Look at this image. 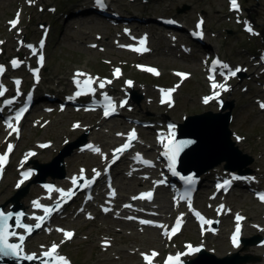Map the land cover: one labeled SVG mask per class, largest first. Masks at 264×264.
Listing matches in <instances>:
<instances>
[{
  "label": "rangeland",
  "instance_id": "obj_1",
  "mask_svg": "<svg viewBox=\"0 0 264 264\" xmlns=\"http://www.w3.org/2000/svg\"><path fill=\"white\" fill-rule=\"evenodd\" d=\"M240 1L245 9V12L243 10V18L252 20L260 37L242 34V25H238L235 20L229 17L227 0H113L112 5L119 11L135 14L149 20L146 24L149 25L146 30L150 31L153 51L151 55L143 56L140 63H151L160 68L163 74L162 80L165 82L163 85H171L176 80L173 77L175 70H189L194 74L191 80L180 87L175 101L177 106L174 109H167L160 104L157 90L154 87L155 82L160 84L159 80L143 75L140 67L132 64L134 56L116 47L114 41L119 42V36L122 35L120 31L113 29L107 23L92 19L93 14L91 13L74 16L77 9L90 5L92 0H31V2L30 0H15L9 4L8 9L0 8V40H6L4 57L9 59L13 54L19 53L16 48L17 37L15 33L8 32L7 22L18 13L20 8H22L20 33L25 41H37L42 32L40 26L49 22L53 24V21L56 20L59 25L52 31V42L48 50L49 62L44 72V80L39 87L42 92H69L71 89L70 78L76 69H85L89 73L96 72L110 77L112 66H122L125 69V78H134V88L139 95L144 96L140 106L135 104L134 114L143 118L159 120H162L161 116L168 115L177 122L185 123L184 117L188 119L206 111L218 112L219 110L217 105L203 107L200 103L201 96L207 92L202 65L199 60V57L202 56L199 54L200 52L194 50L193 55L185 58L179 49L170 48L171 37L162 33V29L158 28L160 26L157 24V18L160 16L177 17L184 26L193 28L196 19L204 17L209 37L208 46L227 59L242 65L243 62H249L248 60L252 57L247 53L251 51L254 53L257 49L260 53L261 49L264 48V0ZM29 3H33L36 7L28 8L27 4ZM1 4L2 0H0V6ZM52 9H57V13L48 12ZM67 13L69 14L68 18L65 16ZM89 22H93L94 25H89ZM151 27L154 29L150 30ZM184 38H180V41L184 42ZM91 43H97L99 47L93 49L89 47ZM105 62H111L112 65L110 66ZM253 63L252 70L263 68L259 60ZM247 68L248 66H243L242 69L248 72ZM248 76L249 74L241 80L232 82L226 94L227 101L234 102L232 110L234 121L231 123L233 136L231 139L243 153L253 157V163L249 167L259 176L260 186L264 188V112L259 109L255 102L256 98L262 97L264 94L256 82L249 84L250 90L246 93L242 92V88L249 81ZM115 87L119 89L117 83ZM44 117L50 118L51 122L44 128L35 127L34 123L37 118L45 119ZM80 118H84L83 114H75L70 109L63 114L57 112L46 115L37 112L25 124L24 140L21 144L23 148H27L33 146L36 140H53L54 147L36 159L39 164L48 165L61 149L65 150L63 142L66 138L74 141L88 132L83 130L73 132L71 130L72 121ZM84 123L95 125L93 130H89L88 139H97L106 148H111L116 141H121L119 139L121 131L124 133L123 137H126L127 128L119 121L100 123L97 118H94L92 121L85 120ZM143 132L145 135L148 134ZM31 133L32 137L29 138ZM1 140L2 137L0 136V144ZM31 140L32 142L29 143ZM79 157L80 155L75 154L74 150L73 158H67L66 164L68 160L70 162L76 161V164L73 168L66 165V176H69L71 172L78 171V160H81ZM89 160L96 159L87 158L80 162L87 164ZM224 165L225 162H222L218 171L225 170ZM208 175L209 173L206 176ZM11 178L12 170H9L2 190L1 204L6 203L16 194L13 189L15 180H11ZM48 180L53 179L48 177ZM134 181L136 184V180ZM137 191V189L133 190L132 194ZM204 191L206 192L207 189ZM42 198L43 191L41 188L38 184L31 183L28 195L24 197L23 202L30 206L33 200ZM207 201L208 198H205L199 205L205 207ZM228 202L236 211H241L249 217L245 238H255L258 234H262L264 237V233L256 228L264 223L261 217L262 210L250 195L239 189L237 195L230 197ZM165 204L170 205V202L167 201ZM169 214L167 213L166 216ZM227 222L228 219L223 221L222 228ZM61 226L77 230L75 240L63 248V253L73 261V264H141L139 253L142 251L155 248L168 251L178 247L183 241L199 242L198 232L191 224L187 226L176 244L171 246L162 242L159 232L155 229L149 233L152 235L150 236L147 234L148 230L152 228L141 229L136 225L129 224L126 226L112 217L98 216L92 222L86 221L83 216L70 217ZM21 232L27 233L26 230H21ZM59 238L58 235L53 237L35 236L24 244V248L28 254L38 253L41 251L40 245L50 244ZM103 241L112 242V246L109 248L102 246L101 242ZM248 248L250 249L249 254L244 251L245 255L242 256L250 255L252 257L251 262L254 263L249 262L247 264H264V260L261 258L264 256V248L261 249L258 246H248ZM206 250L215 253L218 258H224L234 252L230 249L227 234L223 229L218 236L208 238Z\"/></svg>",
  "mask_w": 264,
  "mask_h": 264
},
{
  "label": "snow or ice",
  "instance_id": "obj_2",
  "mask_svg": "<svg viewBox=\"0 0 264 264\" xmlns=\"http://www.w3.org/2000/svg\"><path fill=\"white\" fill-rule=\"evenodd\" d=\"M30 2H31V0H30ZM97 3L101 4V6H103L102 5V0H97ZM230 4H231V8L233 10H237V11L239 10V5L237 3V0H230ZM18 22H19V13H17L16 19L11 21L10 24H11V26L13 28H15ZM248 31L251 32V28H248ZM143 43H144V41H141V44H143ZM29 47H32V46H29ZM40 47L41 48L43 47V42H41ZM32 50H33V53L36 52L35 48H33ZM134 50L135 51H147L148 49L147 48H143V49L137 48V49H134ZM39 60H40V63L42 64L43 60H44V57L41 55L39 57ZM19 65H20L19 61H17V60H13L12 61V66L14 68L15 67H19ZM216 65H220V61L219 60L214 62L213 68L211 69L213 72L216 71ZM221 66L223 68H226V69L228 68L227 65H221ZM148 70L154 72L157 75L159 74L155 69H148ZM4 71H5L4 67L0 66V75H2ZM238 71H240V69H236L234 71L233 70H229V74L234 76V75H236V72H238ZM38 72H39V69L34 70V73L37 74L36 75L37 82L39 80ZM117 72H119V70H117ZM84 75H86V74L79 73V72L76 73V77L84 76ZM177 75L183 77L186 74L177 73ZM209 78L214 80V77L210 76ZM74 82H75V84L77 86V89H78L77 92L75 93V96H80V95L89 94V93H92V94L95 93V89L92 87L93 83L95 82L94 78L89 76V77H87V79H85L83 81H81L80 79H75ZM19 83H20V81L17 80L16 84L19 85ZM107 83H111V81H107ZM128 83L131 84L130 81ZM104 86H105L104 82H101L100 85H99V87H101V88H103ZM212 87H213V89L221 88V89L227 90L225 88V85L217 84L215 82L212 84ZM5 91H6V89H3V85H0V97H2L4 95ZM17 91H18V89H17ZM174 91H175V88L169 89V90L162 89L161 92H162L163 96L166 99H163L161 102L164 103V102L170 101L171 100V94ZM218 96H219V92H215L214 96L205 97L204 98V103L207 104L211 99H213L214 97H218ZM29 99H30V97H29ZM105 100L107 101V104L105 105L104 115L107 117V116H109L110 114H112L115 111V105L113 104L111 99L109 97H107L106 94H105ZM4 103L7 104V105H10V104L13 103V101L12 100H6V101H4ZM121 106H123V102H122ZM261 107L264 108V104H261ZM26 110H27L26 108L25 109H21L16 114L15 119H16L17 122L20 120V118L23 116V114H24V112ZM8 127L9 128H13V125H12L10 120L8 122ZM76 127H79V125H76ZM169 127H170V130H171V129H174L175 126L174 125H170ZM13 131L17 132V134L19 132L18 128H13ZM174 137H175V133L173 131L171 133V137L169 138L168 144L164 145L166 150L163 153V155L165 157H167L169 162H170L169 163V169L172 171V174L173 175H178V173L175 170L176 158L179 155V152L184 147H186L189 144H191L192 141H175ZM134 139H136L135 130H133L129 134V137H128L129 143H125L120 149H117L116 152L122 153L124 150H127L130 147V142L132 140H134ZM161 142H163V140ZM41 147H47V145H42ZM12 150H13V146L9 145L8 149H7V153H11ZM93 150L96 151V152L100 151L98 148H94ZM28 155H35V153H29ZM6 162H7V154L0 155V173L3 172V168H4V165L6 164ZM145 163H149V162L145 161ZM30 175H31L30 172L22 173V176L24 177V179L29 178ZM96 175L98 176L99 173H96ZM181 178L185 179L183 177H181ZM23 182H24V180L22 179L19 183H23ZM93 182L94 181H92V180H88L86 182V184L84 185V187H90ZM72 183H73V185H77L78 184L77 179L73 178ZM186 183L187 184H193L194 181H193V179L191 177H188V178H186ZM229 184H230V181H225L224 184L218 185V188L225 187V186H227ZM17 186H19V184ZM46 187H48L50 191L52 190L51 186H46ZM57 191L61 192L62 198H70L72 195L75 194L74 191H69V192H64L63 190H57ZM112 195H115L114 191H113ZM189 196H190V193L189 192H185V193H183L181 195L180 198L181 199H188ZM139 198L151 199L152 198V193L149 192V193L141 194V197H139ZM259 198L261 199L262 202H264V194H260ZM188 202H189V206H190V200ZM34 204H35V207H37V208H43V210H44V212L46 214L45 216L35 217V219L40 221V222H43L46 219L47 216H50L53 211L58 210L59 207L61 206L60 202L57 203L56 209H49L47 207H44L43 205H40L39 202H34ZM107 210L108 209H105V211H107ZM22 215L23 214L21 213V214L16 216V227L17 228H24L30 234L34 230L33 226H29L27 224L21 223V216ZM196 215L201 219L202 226L205 223H208V224L212 223L211 221H207L203 217H201L199 213H196ZM12 218L13 217H12L11 213L5 214L4 212L0 211V258L11 256V257H14V258H17V259H22V260H27V261H33V260H36V259H40L41 260V264H69V262L67 261V259L65 257L59 256L57 254L59 246L55 245V244L52 245L50 250L44 252L41 257H37L35 254H32V255L23 254L21 245L23 243V240L25 239L24 236H19L20 243H10L9 242V238L10 237L17 236V233L15 231H10L12 226L9 224V221ZM129 219H132V217H129ZM243 219H244L243 217H241V216H239L237 214V216H236V220L238 222L237 223V228H236L235 234L232 237V242H233L234 246H237V247L239 246V234H240V231H241L240 226H239V221H241ZM141 223L142 224H150L152 222L151 221H147V220H142ZM34 227L35 228H40V227H42V223H36ZM160 227H163V226L161 225ZM179 228H180V220L178 219L175 227L171 230V233L167 232V230H166L165 231V235H168L169 238H170L171 235H174L178 231ZM60 231L63 232L62 229ZM64 235H65V237L67 239H71L74 234L72 232H64ZM187 248L189 249V253H195V252H198L200 250L199 248H194L191 245H187ZM189 253L177 254L176 256H169L167 258L166 264H182L181 256L185 255V254H189ZM156 255H158V254L155 253V252H153L151 255L145 254L144 255V259L147 262V264H152V261H153V259H154V257Z\"/></svg>",
  "mask_w": 264,
  "mask_h": 264
},
{
  "label": "water",
  "instance_id": "obj_3",
  "mask_svg": "<svg viewBox=\"0 0 264 264\" xmlns=\"http://www.w3.org/2000/svg\"><path fill=\"white\" fill-rule=\"evenodd\" d=\"M227 109H230V111L225 114H216L210 111L199 116H191L185 124L180 126L179 138L176 141H192L191 144L184 147L179 152V155L176 158L175 165L181 174L193 172L201 174L202 172L207 171L210 167L221 164L224 160L229 162L226 167L230 170H238L239 172L244 173L251 172L245 168L252 164L254 159L247 154H243V152L239 150L232 141V133L229 128L232 106L228 105ZM213 136H216L215 142H212L211 140V137ZM82 143L83 142L80 141L69 147H78ZM51 166H57L62 172L61 177H64L62 168L63 156H59V158H57L52 164L47 166L39 164L37 166V170L40 172L37 178L39 182H45V177L42 176L44 168ZM27 192L28 188L24 189L21 194L15 196L5 205L0 206V211L5 213L8 204H13V209L10 212L13 217L9 221V224L12 226L10 231H15L17 233L18 228L16 227V216L21 213L23 214L21 216V223L25 224V211L21 200L27 195ZM15 237H19V234L17 233V236ZM11 238L12 237L9 238V242L16 243L10 241ZM24 241L25 239L23 240V243ZM18 243H20V241ZM245 243L248 244L247 241H245ZM255 243L257 244L258 241H255ZM22 253L24 254L23 250ZM250 260V257H243L239 254L217 258L206 252H202L201 255L189 264H247ZM35 262L41 263V260L36 259L33 261H27L11 256L0 258V264H35Z\"/></svg>",
  "mask_w": 264,
  "mask_h": 264
},
{
  "label": "bare ground",
  "instance_id": "obj_4",
  "mask_svg": "<svg viewBox=\"0 0 264 264\" xmlns=\"http://www.w3.org/2000/svg\"><path fill=\"white\" fill-rule=\"evenodd\" d=\"M15 0H2V4H1V6H0V8H2V9H8L9 8V4L11 3V2H14ZM89 25H94V23L93 22H89L88 23ZM208 124V123H207ZM206 125V124H205ZM207 126V125H206ZM32 137V133L30 134V137L29 138H31ZM215 139H216V136H213V137H211V140H212V142H215ZM30 143V142H29ZM89 157H91V156H88V155H83V156H80L79 157V159H81L80 161H85L87 158H89ZM79 160H78V162H79V165H82L81 164V162H80ZM76 164V161H73V162H70V161H67V166L68 167H70V168H73V166ZM227 164H229V162L227 161ZM68 169V171H69V168H67ZM58 171H59V168L57 167V166H52V167H45L44 168V173H43V177H46V176H52V177H55L57 174H58ZM74 172H76V173H78L77 171H74ZM68 177H71V175L70 176H68ZM77 177H78V175L77 176H74L73 178H76L77 179ZM117 184H118V187H119V190H120V198H124V197H127V195L129 194H132L133 192V190H135L136 188H137V186L135 185V181L134 180H132V181H129V180H126L123 176H119V177H117ZM58 188H63V189H67V186H68V180H59V182H58ZM69 189V188H68ZM68 191V190H67ZM160 195H159V197H158V200H161V199H163L164 198V196H165V191H164V189L163 190H161V192L159 193ZM82 199V197H79V199L76 201V204H78V202L80 201ZM45 200H47L48 202V204H45V203H43L42 202V204L43 205H49V203L52 201V200H50L49 198H46ZM36 202H39V200L38 201H36ZM39 203H41V202H39ZM34 204H32V205H30L29 207H27V214H28V218H29V220H30V222H32V219H34L33 217L35 216L34 214L36 213V209L35 208H31V206H33ZM161 208L164 210L163 212L165 213V214H163V215H160V217L161 218H163V220L164 221H166V220H168L169 219V215H167L166 216V214L167 213H171V206L170 205H168V204H165L164 206L162 205L161 206ZM70 216V215H69ZM151 218V217H150ZM28 220V219H27ZM127 224L128 223H123V225H126L127 226ZM129 225H134V224H129ZM153 231H155V230H153V229H149L148 230V234L147 235H150V236H152L151 234H149V233H151V232H153ZM259 247V246H258ZM238 250L239 251H237L238 252V254L239 255H245L244 253V251H246L247 253L246 254H249V251H250V249L249 248H244L243 249V245L241 246H239V248H238ZM212 253V252H211ZM212 254H215V253H212ZM250 256V255H249ZM261 258L264 260V256H261ZM251 262V261H250ZM251 263H254V262H251ZM255 264H257V263H255Z\"/></svg>",
  "mask_w": 264,
  "mask_h": 264
}]
</instances>
